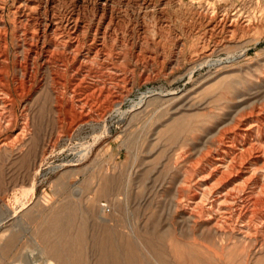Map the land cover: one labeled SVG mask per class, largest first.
I'll return each mask as SVG.
<instances>
[{"label":"rangeland","instance_id":"obj_1","mask_svg":"<svg viewBox=\"0 0 264 264\" xmlns=\"http://www.w3.org/2000/svg\"><path fill=\"white\" fill-rule=\"evenodd\" d=\"M165 1L162 28L154 17L161 0H152L156 6L152 13L143 9L148 0L120 7L126 17L134 18V30L144 23L150 30L160 29L165 37L148 46L155 58L143 59L147 46L135 42L133 32L132 44L125 45L128 56L110 71L125 78L128 86L118 107L106 109L101 100H88V93L74 86L75 92L67 96L85 104L69 109L60 104L47 73L38 75L29 92L14 96L18 123L0 130V264L55 262L45 253L40 231L62 205L75 204L84 212L86 196L95 191L96 205H116L115 198L118 194L123 198L124 193L132 194L131 205H142L134 264H264V244L213 234L200 222L193 226L183 220L180 208H174L184 167L196 161L198 146L232 113L249 108L264 93V0ZM212 14L215 19L224 14L235 17L249 28L240 27L232 35L225 30L211 33L201 17ZM84 15L89 20L90 11ZM130 29L121 25L119 30ZM217 41L220 44L212 54L204 57L205 46L212 48ZM12 53L11 48V58ZM6 99L0 93V110ZM21 125H25L23 136L14 138ZM5 140L8 144L2 147ZM177 152H187V157L177 162ZM110 183L115 184L114 194L100 191ZM82 214L86 222L87 215ZM12 232L17 233L14 245L3 251ZM84 239L79 264H96L98 251L89 246L87 230Z\"/></svg>","mask_w":264,"mask_h":264},{"label":"bare ground","instance_id":"obj_2","mask_svg":"<svg viewBox=\"0 0 264 264\" xmlns=\"http://www.w3.org/2000/svg\"><path fill=\"white\" fill-rule=\"evenodd\" d=\"M133 1L135 0H0V93L7 98L2 102L3 107L0 110V130L17 125L14 96L19 97L29 92L30 85L42 73L49 74L57 99L60 104L66 103L69 109L76 104H80L82 108L85 104L83 100H77L75 103L67 96L75 92L72 89L74 86L87 92L88 100H101L106 109L118 107L128 94V86L126 87L125 78L110 71L117 70L122 65L118 61L128 56L125 45L133 42V32L136 33L134 41L147 46L141 53L143 59L155 58L148 46L153 47L165 37L160 29L150 30L144 23L134 30V18L126 17L120 11L121 6L128 7ZM148 1L142 7L145 12L152 13L156 6L152 0ZM161 1V7L156 8L154 16L159 21L160 28L166 26L164 19L167 4L165 0ZM87 9L90 11L89 20L84 15ZM201 21L211 26V33H221L225 30L232 35L240 27L249 28V24L238 23L235 17L227 14L217 19L214 14L209 17L202 16ZM121 25L131 29L119 30ZM219 44L217 41L212 48L206 45L202 55L209 57ZM11 48L12 58L9 55ZM162 51L161 49V54L158 55L160 58L163 56ZM90 78L94 80L85 83ZM65 96L67 98L64 101ZM243 105L241 104L242 107ZM225 122L219 124L208 140L198 146L200 148L196 161L183 166L184 174L177 187L178 199L175 200L174 208L177 211L180 208L183 220L193 226L200 222L206 224V229L213 234L229 236L244 244L263 245L264 93L259 100L255 99L249 108L236 110ZM24 129L25 125H21L14 138H21ZM7 144L5 140L1 146ZM177 157V162L184 160L187 152H182ZM60 188L61 185L58 184L57 190ZM100 191L114 194L115 184L110 183ZM126 191L128 193L127 189L124 192ZM95 192L86 196V222L83 219L84 212L80 213L78 205H62L43 226L39 236L46 245V255L55 260L48 264H79L86 230L89 232V246L98 251L96 264H134L140 233L137 215L142 205H131L132 194L129 193H124L123 198L118 194L115 198L116 205H96L98 199ZM182 198L187 203H182ZM38 232L37 229L36 233ZM16 235V232L10 234L3 251L12 246ZM6 264L21 263L11 261Z\"/></svg>","mask_w":264,"mask_h":264}]
</instances>
